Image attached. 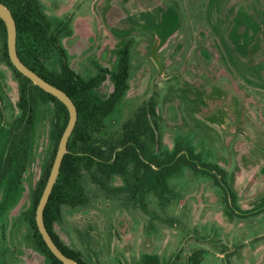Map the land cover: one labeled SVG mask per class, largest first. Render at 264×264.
<instances>
[{
	"label": "rangeland",
	"instance_id": "rangeland-1",
	"mask_svg": "<svg viewBox=\"0 0 264 264\" xmlns=\"http://www.w3.org/2000/svg\"><path fill=\"white\" fill-rule=\"evenodd\" d=\"M39 1L53 25L65 22L67 64L100 80L99 98L112 92L109 72L128 45V89L107 119L110 129L154 97L160 150L179 142L223 170L220 185L182 166L168 178L172 198L148 196L146 211L92 187L93 199L65 206L54 225L64 246L87 264H139L146 256L159 264H264V0ZM156 37L169 49L178 42L173 61L160 58L162 78L150 56ZM13 76L0 65V155L20 114ZM49 112L38 114L20 184L11 188V172L0 175V264H48L27 215L54 147Z\"/></svg>",
	"mask_w": 264,
	"mask_h": 264
},
{
	"label": "trees",
	"instance_id": "trees-1",
	"mask_svg": "<svg viewBox=\"0 0 264 264\" xmlns=\"http://www.w3.org/2000/svg\"><path fill=\"white\" fill-rule=\"evenodd\" d=\"M11 11L17 27V52L20 59L45 80L65 91L77 108V121L67 144L60 172L44 209V223L61 251L77 264L83 262L76 253L67 249L54 232L60 223L64 207H81L94 195L92 187H100L105 197L123 199L125 203L146 211L148 196L168 202L173 196L168 178L188 166L195 171L211 174L216 183L222 180L216 165L202 163L200 155L190 147L176 142L168 152L160 150L156 101L151 97L133 115L123 120L118 128L107 123L115 107L124 97L128 84L130 60L128 45L120 51L116 68L109 72L112 92L99 98L93 89L100 83L97 78L85 80L72 70L61 46L65 22L53 25L39 0H0ZM0 65L9 67L17 85L20 111L7 131L5 151L0 155V175L10 173L12 184H20L28 172L31 138L37 133V120L43 107L50 108L48 137L53 151L40 178L31 191V204L27 220L33 238L48 264H62L49 250L39 233L35 208L46 183L61 134L68 120L65 105L53 95L35 85L11 64L6 43V28L0 18ZM102 81V80H101ZM42 132V131H41ZM217 174V176H216ZM121 183L114 185L115 179ZM195 262V253L191 258ZM99 264V263H96ZM142 264H159L154 256L144 257Z\"/></svg>",
	"mask_w": 264,
	"mask_h": 264
},
{
	"label": "water",
	"instance_id": "water-1",
	"mask_svg": "<svg viewBox=\"0 0 264 264\" xmlns=\"http://www.w3.org/2000/svg\"><path fill=\"white\" fill-rule=\"evenodd\" d=\"M0 18L4 22L6 28L7 51L11 64L14 66L16 70H18L23 75L28 77L35 85H37L42 90L53 95L59 101H61L65 105L68 112V120L59 139L46 183L44 185L41 196L36 205L34 219L37 229L41 234L43 241L45 242L49 250L52 252V254L56 258H58L62 264H77V262L73 258L65 255L61 251V249L57 246V244L54 242L53 238L51 237L50 233L46 229L44 223V209L49 200L53 187L56 183L64 155L67 152L68 140L73 132V129L77 121V108L74 101L65 91L45 80L42 76H40L37 72H35L31 68H29L20 59L16 47V42H17L16 22L11 11L7 8V6L3 2H0ZM123 222L124 220L120 219L118 222V226L122 227Z\"/></svg>",
	"mask_w": 264,
	"mask_h": 264
},
{
	"label": "flooded vegetation",
	"instance_id": "flooded-vegetation-1",
	"mask_svg": "<svg viewBox=\"0 0 264 264\" xmlns=\"http://www.w3.org/2000/svg\"><path fill=\"white\" fill-rule=\"evenodd\" d=\"M169 44H171V45L174 44L175 45V46H173L174 48L172 47L171 49H169L168 43L163 42L162 39H159L158 37L154 38V40L152 39V47H151L150 56L152 57V60L156 63V65L158 66L159 75L161 76V78L163 77L164 65H161L160 60L161 59H162V61L164 60L163 62L165 64L166 60L167 61L168 60L173 61L176 58V56L172 55V52H174L176 50V46H178V42L177 43L173 42V43H169ZM129 60H130V57H129ZM130 69H131V67H130ZM155 79L157 82L158 78L155 77ZM158 82H157V84H158ZM156 105H157V101H156ZM157 119H158V113H157ZM146 257H148V256H146ZM143 259H142V262H140L139 264L143 263Z\"/></svg>",
	"mask_w": 264,
	"mask_h": 264
}]
</instances>
